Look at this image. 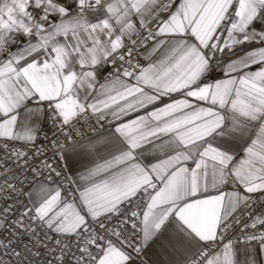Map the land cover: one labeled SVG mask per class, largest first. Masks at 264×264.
Segmentation results:
<instances>
[{"label":"snow or ice","instance_id":"6c2138e0","mask_svg":"<svg viewBox=\"0 0 264 264\" xmlns=\"http://www.w3.org/2000/svg\"><path fill=\"white\" fill-rule=\"evenodd\" d=\"M0 264H264V0H0Z\"/></svg>","mask_w":264,"mask_h":264}]
</instances>
